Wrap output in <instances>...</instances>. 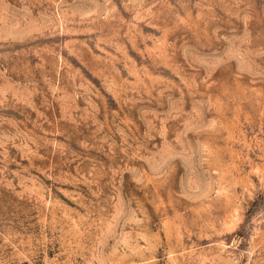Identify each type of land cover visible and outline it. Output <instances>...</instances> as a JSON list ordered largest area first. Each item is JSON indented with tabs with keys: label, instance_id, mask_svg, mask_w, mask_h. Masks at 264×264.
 Here are the masks:
<instances>
[{
	"label": "rangeland",
	"instance_id": "374dc122",
	"mask_svg": "<svg viewBox=\"0 0 264 264\" xmlns=\"http://www.w3.org/2000/svg\"><path fill=\"white\" fill-rule=\"evenodd\" d=\"M0 264H264V0H0Z\"/></svg>",
	"mask_w": 264,
	"mask_h": 264
}]
</instances>
